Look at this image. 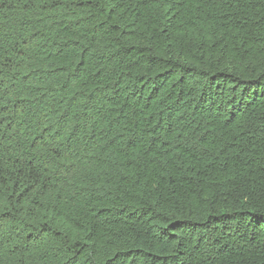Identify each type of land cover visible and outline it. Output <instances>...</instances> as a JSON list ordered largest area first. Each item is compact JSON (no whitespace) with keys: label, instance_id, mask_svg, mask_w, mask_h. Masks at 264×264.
Masks as SVG:
<instances>
[{"label":"trees","instance_id":"1","mask_svg":"<svg viewBox=\"0 0 264 264\" xmlns=\"http://www.w3.org/2000/svg\"><path fill=\"white\" fill-rule=\"evenodd\" d=\"M0 264H264V0H0Z\"/></svg>","mask_w":264,"mask_h":264}]
</instances>
